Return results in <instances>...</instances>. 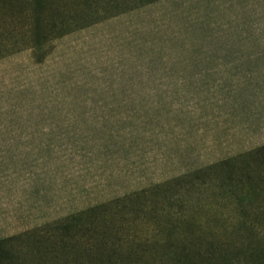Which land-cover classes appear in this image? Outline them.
Here are the masks:
<instances>
[{"label": "rangeland", "instance_id": "1", "mask_svg": "<svg viewBox=\"0 0 264 264\" xmlns=\"http://www.w3.org/2000/svg\"><path fill=\"white\" fill-rule=\"evenodd\" d=\"M108 15L51 41L41 63L29 49L0 60V239L43 231L49 262L54 224L101 206L57 236L70 241L63 260L76 264L91 242L129 256L123 264H179L178 190L190 182L178 177L264 145V0H157ZM156 184L166 186L136 197ZM213 196L209 211L193 202L208 220L189 237L261 264L250 250L264 248L262 197ZM11 245L37 264L30 244Z\"/></svg>", "mask_w": 264, "mask_h": 264}, {"label": "trees", "instance_id": "2", "mask_svg": "<svg viewBox=\"0 0 264 264\" xmlns=\"http://www.w3.org/2000/svg\"><path fill=\"white\" fill-rule=\"evenodd\" d=\"M128 1L134 5L128 6ZM153 1L157 0H0V60L9 55L29 49L35 62L41 63L50 53L51 41L62 38L78 28H84L104 20L110 16L108 15L110 13L111 16L120 14L123 11L134 9ZM20 32L21 37L17 38L18 35L16 33ZM238 163L242 165L239 167L240 176L234 178L231 171L233 169L238 170L235 167ZM252 164H256L262 169L260 173L259 171L257 172L258 176H252ZM220 170H224L227 175L219 181L213 177V173H218ZM229 170L230 172H228ZM187 179H191V181ZM181 181L188 182V185L190 182V185L187 189L180 187L178 190V205L180 209H178V219L176 222L178 224V235L181 236V240L184 243L177 258L178 263L202 264L201 261H208L213 264H240L230 258L229 245H214L213 247L212 244L213 250L209 252L200 249L198 243L201 239L195 233H192L191 238L189 237L190 232L188 231H190L191 227H201L208 220L207 216L201 218L199 215H191L193 208H190L193 202L199 211L212 208L211 203H208L207 200L209 196L211 197V194L221 198L238 196L239 202H241L239 206L242 202L250 201L255 196H261L264 200V145L249 152L238 154L200 168L195 172L179 176L178 183ZM164 186L166 184H156L150 189L142 190L135 195L137 197L148 192H154L160 188H164ZM196 186L200 189L204 188L202 190L204 193L210 192L211 194L206 197H199L198 195L195 197L191 190ZM234 189H239V194H235ZM204 193L202 194L205 195ZM194 199L198 200L197 205ZM99 208L101 206L89 207L82 212H78L76 215L69 216L65 222L58 221L54 224L56 226L54 229L55 241L50 247L51 257L49 258V262L43 258L45 252L41 250L42 241L38 238L43 236L44 232L30 230L9 238L0 239V264H26L25 259H17L15 257V250H10L11 244L14 242L20 243L19 249L28 247L30 244L31 252L36 258L37 264H74L66 259L63 260L58 250V247H60V250L66 251L70 241L62 239L63 237L57 239V236L66 235L69 238L68 234L71 225L69 226L67 222L74 220L82 214L88 213L91 216ZM240 211H243L241 212L243 214L245 212L242 208H240ZM106 216H109V214ZM255 229L256 225L252 222L249 226L246 225L245 230L251 231ZM257 232L261 237L264 236V230L259 228ZM36 236L37 239L35 238ZM189 243L193 244L194 248H191ZM103 244L101 243L100 246L88 242V247L85 251L76 252L72 261L76 264L78 262H80L79 264H85V260H82L86 253L87 255H93L94 253L99 255L100 258L106 259L107 264H123L125 260L130 259L129 256L117 257L115 248L107 251ZM250 256L261 258L264 256V248L255 246V249L250 250ZM171 257H175L173 252L171 253ZM261 261V264H264V259Z\"/></svg>", "mask_w": 264, "mask_h": 264}]
</instances>
